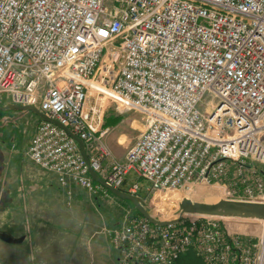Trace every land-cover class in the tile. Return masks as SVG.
<instances>
[{"label":"built area","instance_id":"1","mask_svg":"<svg viewBox=\"0 0 264 264\" xmlns=\"http://www.w3.org/2000/svg\"><path fill=\"white\" fill-rule=\"evenodd\" d=\"M0 94L68 127L99 174L110 160L114 187L134 174L149 195L212 184L264 202V0H0ZM112 106L144 122L124 161L106 142ZM29 152L68 197L109 195L56 124L39 122ZM112 244L119 264H177L190 248L203 264H264V220L135 216Z\"/></svg>","mask_w":264,"mask_h":264},{"label":"rangeland","instance_id":"2","mask_svg":"<svg viewBox=\"0 0 264 264\" xmlns=\"http://www.w3.org/2000/svg\"><path fill=\"white\" fill-rule=\"evenodd\" d=\"M6 98L0 94V101ZM109 110L111 121L115 117L119 121L110 129L107 143L119 159L117 154H127L144 129V122L134 110L121 112L114 106ZM38 122V116L28 111L13 110L0 116V137L10 135L8 142L0 138V230L26 237L21 244L0 240V264H117L112 236L135 217L134 208L127 201L101 192L97 197L90 196L75 185L70 187L72 197H68L53 175L31 160L29 147ZM140 180V186L146 187L147 182ZM129 181L134 184L138 179L131 174ZM171 192L149 196L147 207L153 215L168 218ZM179 193L182 198L203 202L225 198L222 190L212 184ZM226 224L236 229L256 228L233 220Z\"/></svg>","mask_w":264,"mask_h":264},{"label":"water","instance_id":"3","mask_svg":"<svg viewBox=\"0 0 264 264\" xmlns=\"http://www.w3.org/2000/svg\"><path fill=\"white\" fill-rule=\"evenodd\" d=\"M0 109L21 110L24 112H32L41 120L56 124L64 129L79 145L81 155L89 165V173L91 178L109 190L115 196L131 201L140 214L152 224L166 225L174 223L183 218L186 214L202 215V216H218L232 217L242 219L264 220V202H254L245 200L221 199L216 202L194 201L188 197H184L179 201L175 210L176 219L160 220L153 216L152 211L147 207V202L137 194L123 191L114 187L107 182L94 168L91 166L90 159L86 153L85 144L81 138L73 133L68 127L62 125L58 120L48 117L44 112L35 106H23L15 104H7L0 106ZM25 236L16 237L7 231L0 230V240L8 244H21L25 241Z\"/></svg>","mask_w":264,"mask_h":264},{"label":"trees","instance_id":"4","mask_svg":"<svg viewBox=\"0 0 264 264\" xmlns=\"http://www.w3.org/2000/svg\"><path fill=\"white\" fill-rule=\"evenodd\" d=\"M6 103H7L6 101H0V106H4ZM8 111H13V110L0 109V116L3 117V115H5ZM38 121L39 122L41 121V119L39 117H38ZM118 121H119V119L117 117H115L113 121H111V120L107 121L106 120V124L105 125H107V124L111 125L112 124V126H115L118 123ZM0 138H1V140L3 142H8L9 139H10V135L9 134L7 135L5 133L4 136H2ZM135 178H137V177H135ZM128 179H129V177L126 178L125 183L120 187L121 190L126 191V192L129 191V186H127ZM137 179H138V182L141 183V180L139 178H137ZM107 192L109 193V195H111V196H113V197H115V198H117L119 200L127 201L129 203V205H132V207L134 208V212H135L134 215L136 217H139V218H144L140 214V212L136 209V207L133 205V203L131 201H128V200H125V199H120L119 197H117L113 193H111L109 190H107ZM136 194L139 195L140 197H142L146 202L148 201L149 196H150L149 193L146 192L145 187L142 188L141 186H140V190L137 191ZM189 250H191V251H189ZM189 250L179 258V260L177 261V264H203L202 259H201L200 255L198 254L197 250L194 249V248H190Z\"/></svg>","mask_w":264,"mask_h":264},{"label":"crops","instance_id":"5","mask_svg":"<svg viewBox=\"0 0 264 264\" xmlns=\"http://www.w3.org/2000/svg\"><path fill=\"white\" fill-rule=\"evenodd\" d=\"M6 102H7V104H11L10 103V101H9V99H7L6 98ZM7 104H5V105H7ZM4 105V106H5ZM4 110V109H3ZM21 111V110H20ZM22 112H24V111H22ZM111 110H108V112L106 113V117H105V124H106V120L108 121V120H111ZM106 127H108L109 129H112V127H114V126H112V124L111 125H105ZM144 126V125H143ZM109 136V134L107 135V137ZM107 137H106V142H107ZM134 142V141H133ZM108 144V143H107ZM132 144V143H131ZM131 146V145H130ZM117 156H119V161H124L125 160V158H126V155L124 156V154L121 152L120 154H117ZM117 159V158H116ZM103 165H104V172L102 173V175H105V174H107L109 171H110V160H108V159H106V160H104V162H103ZM48 173H50V172H48ZM51 175H53V177L57 180V178H56V176L53 174V173H50ZM131 175V174H130ZM129 175V176H130ZM134 175V174H133ZM128 176V177H129ZM134 177H135V175H134ZM58 182V181H57ZM130 185H131V183H130V181H129V179H128V181H127V186H129L130 187ZM76 186V185H75ZM77 187H79V186H77ZM80 189H82L81 187H79ZM84 190V189H83ZM85 191V190H84ZM113 245V244H112ZM116 253H117V257H116V262H117V264H119V261H118V252L116 251Z\"/></svg>","mask_w":264,"mask_h":264},{"label":"bare ground","instance_id":"6","mask_svg":"<svg viewBox=\"0 0 264 264\" xmlns=\"http://www.w3.org/2000/svg\"><path fill=\"white\" fill-rule=\"evenodd\" d=\"M29 146V145H28ZM160 194V193H159ZM158 194V195H159ZM171 196L172 197H170L169 198V200H170V202H171V204H169V206L167 207V212H169L170 213V215L169 216H171V217H173L174 215H171L175 210H176V208L178 207V204H179V201L182 199V196L180 197L179 196V191H172L171 193ZM158 195L156 196V199H157V197H158ZM162 198H164V197H162ZM155 199V200H156ZM164 200V199H163ZM154 202L155 201H153V204H154ZM189 251H191V250H189ZM194 251V250H193ZM185 254V253H184ZM199 257V256H198Z\"/></svg>","mask_w":264,"mask_h":264}]
</instances>
